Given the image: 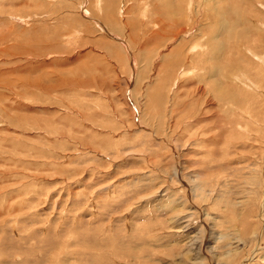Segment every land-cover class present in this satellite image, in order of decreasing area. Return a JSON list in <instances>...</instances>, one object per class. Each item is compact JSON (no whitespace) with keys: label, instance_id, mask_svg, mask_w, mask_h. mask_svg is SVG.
<instances>
[{"label":"rangeland","instance_id":"374dc122","mask_svg":"<svg viewBox=\"0 0 264 264\" xmlns=\"http://www.w3.org/2000/svg\"><path fill=\"white\" fill-rule=\"evenodd\" d=\"M0 264H264V0H0Z\"/></svg>","mask_w":264,"mask_h":264},{"label":"bare ground","instance_id":"6f19581e","mask_svg":"<svg viewBox=\"0 0 264 264\" xmlns=\"http://www.w3.org/2000/svg\"><path fill=\"white\" fill-rule=\"evenodd\" d=\"M218 34V33H217ZM231 39V38H230ZM257 58V57H256ZM237 67H235V69H236ZM238 69V68H237ZM237 72H239V70H236ZM238 74H235V76H237ZM253 84V83H252ZM256 85V84H255ZM245 101V100H244ZM226 104L228 105V106H231V104H233V102H226ZM250 121V120H249ZM254 123V122H253ZM247 187V186H246Z\"/></svg>","mask_w":264,"mask_h":264}]
</instances>
